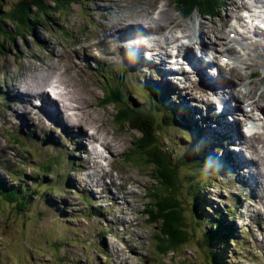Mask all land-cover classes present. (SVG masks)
Wrapping results in <instances>:
<instances>
[{
    "label": "rangeland",
    "instance_id": "rangeland-1",
    "mask_svg": "<svg viewBox=\"0 0 264 264\" xmlns=\"http://www.w3.org/2000/svg\"><path fill=\"white\" fill-rule=\"evenodd\" d=\"M20 1L23 0L0 1L1 12H4L5 9L9 10ZM43 1L50 8L48 11L50 13L49 18L40 15L32 18V26L27 30H32L31 35L27 33L25 36L16 37L15 40L8 39L6 41L0 37V99L2 100L0 103V178L5 181L6 179L12 181L11 184H7L8 186L17 187L15 171H19L25 174L24 179H19L31 187L38 182L34 177L38 176L40 180L45 182V185L39 190L40 194L33 195V202L25 210H20L17 205L0 202V264H208V260L204 258L206 251L204 253L200 246L201 239L195 240L192 245L180 249L179 253L160 255L158 258L154 255L152 252L153 230L146 223L148 217L143 214L144 204L147 203L146 193L150 187L152 188L149 173L151 170L143 166L145 163L140 153L135 155V157L138 156L137 160L130 161V163L125 162L122 156V154L136 148L137 138L140 137V134L126 127H120L116 123L115 116L118 107L115 103L101 106L105 94H109V89L120 86L129 104L138 109L150 111L156 119V126L161 125L162 112L155 109L154 105L155 99L164 95L157 89L160 86L158 82L166 84V87L175 96L180 91L175 99L173 95L166 97L167 105L178 110L181 108L188 109L189 118H185L190 122L195 121V124L204 133L202 140L208 141L207 151L216 156V159H221L219 164L211 168L204 164V172L202 173H206L205 176L199 174L196 178L201 183L198 185V194L200 196L204 194L207 203L210 204L207 208H198L205 214V216L199 215L198 217H201L204 228L207 229L210 224L209 219L217 220L214 214L216 210H213V207L215 209L220 208L225 213L233 210L235 217L225 216L227 221H224V224L236 234L229 238V243L234 241L230 246L227 245L222 250L220 245L214 244L211 250L217 251V255L222 257V262L225 264H264V202L262 203L264 200L261 197H256L259 187L253 185V183L260 184V189L264 188V162H259V169L253 170L249 164L251 160H257L256 156L252 155L253 152L251 154V150L249 151L247 146L245 148L237 142L234 144L226 138L228 136V138L233 139L229 128L232 125L230 122L233 120L240 123L242 118L234 116V119L233 116H229L230 122L228 121L226 125H223L225 128L222 131L220 125L223 120L218 116L221 105L213 111L207 91L205 89L198 90L195 85L200 81L196 73L183 74V70L178 69L176 70L178 71L177 76L168 79L170 83L165 82L162 70L156 66L153 67V60L155 59L150 56L152 53L144 56V60L146 58V62L149 64L147 66L140 62L136 63L134 57L129 56L135 50L134 48H142L140 47L141 44L134 39L127 41L125 38L129 29L126 27L127 25H139L145 29L149 37L155 38L153 41L160 40L165 43L164 37L156 33L157 27H148V25L151 20H154L152 13L155 12L156 14L169 9L168 1L142 0L144 5H136V0H58L60 2L59 8L54 4L55 0ZM234 1L243 3L241 0H228L226 7L221 9L223 11L218 18L206 16L210 19H203L195 14L196 12H193L189 18L181 17L175 9L174 0H169L170 13L179 25L171 35L180 38L177 43L172 45L173 59L184 60V57L183 59L181 57L186 54L187 50L178 55L176 54L177 48L186 43L190 45L191 42L189 39L183 40L181 37L186 34H189V38L193 37V30L191 29L198 28L199 23H206L204 32L209 33L206 41H209L210 38L221 42L215 34H219V30L225 26L224 21L227 14L232 10L228 3L233 4ZM151 6L152 8H150ZM140 9H144V11L138 12ZM234 22V20L229 21V28H232ZM212 25L213 29L211 28ZM5 26L9 30L14 27L9 21L5 22ZM62 27L63 29H61ZM98 27H106L105 33L107 34L112 27L121 28L119 31L121 36L116 51H110L101 46L102 35L98 31ZM231 30L235 31L234 29ZM230 31L227 32L225 44L219 43L220 46H217V50L214 52L222 54V57L219 58L220 63L223 57L236 59V68H238L236 72L239 74L237 77L240 80H235L236 84L232 91H222L221 95L226 100V104L229 105L230 103L233 107L236 102L232 101L231 95H234L236 100L239 99L236 95L237 87L239 95L247 103L252 99L256 100L261 97L260 94L264 92L262 84L254 87L249 85L251 82L259 84L261 79L249 80L248 76L252 72H261L264 76V67L260 64L264 62V59L259 57L262 52V45L256 44L258 47L256 49L250 46L248 41L241 40L239 35L237 40L231 41ZM73 35L74 39L70 40ZM76 39L79 43L76 42ZM108 41H111V38ZM144 44V48H147L148 43ZM206 47L214 50V47L209 44ZM227 48H233L234 53H225ZM164 50L166 51V49ZM195 50L197 47L192 50V53ZM246 52L253 55L256 63L255 68H246L244 64L248 60L245 55ZM102 55H104L103 63L96 62H100ZM140 58L143 59V56L140 55ZM79 61L90 63L84 65ZM92 63L96 66L94 67ZM166 65V63L162 64L161 68H165ZM168 67L173 68L170 65ZM184 68L186 71L192 70V66L186 62ZM229 69L227 66L220 68V71L224 72L222 76L225 82L233 76L229 73ZM104 71L107 72L103 73ZM149 71L155 74V77ZM213 72L215 74L213 79L216 80L217 72ZM50 77L56 78L57 83L54 85L57 86L62 85V80H64L67 85V87L64 85L67 93L70 91L74 96L80 95L78 93L82 94L80 96H83V101L74 105L84 109L89 106L88 110L91 114H83L84 112L81 110L76 111L84 115L80 117V121L83 119L84 124L80 122L79 126L82 125L85 130L89 129L95 132V137L103 136L107 129L109 133L104 139L110 140V143L119 142V150L112 148L111 151L112 153L120 152L118 155L105 151L107 155L105 162L94 166L93 162L82 151L84 158L81 157L78 136L70 135L65 127L53 125L51 129L54 131L48 135L51 136L52 140L45 142L40 140L41 131L35 133L33 130L32 132L28 131L29 129L24 130V127L21 126L20 117L18 115L11 116L12 110H15V105L11 101V95L7 92L9 86L29 79L30 82L34 80L31 86L35 87H31L26 92L32 93L33 90L37 91L42 88V90H49L46 83L51 81ZM41 78H45V80ZM156 78L158 81H155ZM232 79L235 78L232 77ZM151 82L157 87L153 86ZM203 84L209 86L210 81L206 80ZM15 89L19 91L17 87ZM222 90L228 91V83L222 85ZM22 94L27 95L23 92ZM200 94H204L206 99L209 98L206 100L208 105ZM31 96L27 97L30 98ZM262 96L264 97V94ZM223 99L221 100L224 102ZM247 103L241 104L242 109L245 110ZM226 111L230 113L229 109ZM43 112L37 113L40 119L45 117ZM156 113H159L158 116ZM246 115L248 116V114ZM7 116L12 117H8L10 119L7 123H11V125L16 123L14 126L6 125ZM223 116L224 119L227 118V115ZM211 119L213 123H206L205 127L217 132L222 131L226 136L223 135L222 140V134L219 135V140L224 152H226L225 155L222 154V158L213 149L208 132L200 125L203 123L202 120ZM215 119L220 121L218 126L214 124ZM178 123L179 121L176 125H167L164 126L165 129L163 127L164 130L162 129L161 139H164L165 150L168 152L170 150L176 156L191 154L193 153L190 143L191 134L187 131L185 122H183V126ZM91 124L93 126L95 124L96 128L101 129H97L96 132ZM51 129L42 131H50ZM256 130L262 131L263 129L258 126ZM15 133H22L23 135L33 133L38 141L32 146L28 145L24 148L13 142L11 137ZM46 133L48 134V132ZM234 135L238 138V132L235 130ZM86 140L88 141V139ZM80 142L83 143V141ZM230 144L238 147L239 155L229 151L228 145ZM255 145L263 155V143L255 142ZM92 147L93 145H88V149L91 151ZM98 149L103 152L102 147L98 146ZM95 156L98 157L99 155ZM52 158H58V164L52 168L50 175L46 176L45 170L42 168H45ZM91 159L96 161V159ZM80 161L87 165L88 168L85 171L80 169ZM235 163L242 165L237 166ZM103 169L109 175L104 173ZM243 170L247 172V175H243ZM231 174L234 175L231 176ZM98 178L101 179L99 186L95 184ZM102 181L105 189L101 186ZM184 181H186L185 176ZM85 184H89L91 187L85 190L83 188ZM51 185H54L57 190L55 194L47 190ZM43 192H47L50 198H40ZM261 194L263 196L264 191ZM192 202L194 203L193 199ZM189 203H191L190 196L187 198L186 205ZM186 210L188 212V207ZM193 217L196 220L194 214ZM220 221H222L221 218ZM190 227H195L192 217ZM196 229L200 233L198 226Z\"/></svg>",
    "mask_w": 264,
    "mask_h": 264
},
{
    "label": "trees",
    "instance_id": "trees-1",
    "mask_svg": "<svg viewBox=\"0 0 264 264\" xmlns=\"http://www.w3.org/2000/svg\"><path fill=\"white\" fill-rule=\"evenodd\" d=\"M59 3L58 0L54 1L57 8H59ZM174 5L176 10H181L185 16L198 12L205 17L217 18L220 11H222L221 9L225 7V2L224 0H174ZM1 9L2 5L0 4V37H3L5 41L8 39L15 40L16 37L25 36L27 33L31 35L32 30H27L32 26V18H35L36 15L49 18L50 14L48 12L50 8L43 0H23L9 10L5 9L4 12H1ZM6 21L14 26L11 27V30L5 26ZM73 39L74 37L70 40ZM151 84L153 83L151 82ZM153 86L157 87L156 84H153ZM157 89L164 93L159 99H155V96H153L156 100V103H154L155 109L162 112V124L157 126L156 119L150 111L138 109L127 102L120 86L109 89V94H105L101 102L102 106L115 103L118 107L115 116L116 123L120 127H126L140 134V137L137 138L136 148L123 157L125 162L130 163V161L137 160L138 156L135 157V155L140 153L145 163L143 166L151 170L149 173L152 188L150 187L146 193L147 203L144 204L143 214L148 217L146 223L153 230L152 252L157 258L160 255L166 256L174 252L179 253L180 249L192 245L195 240L201 239L200 246L204 253L206 251L204 258L208 260V264H225L222 262V257L217 255L218 252L212 251L211 247L218 244L223 250L227 245L230 246L234 242L229 243L228 240L236 233L224 224V221H227L225 216L235 217L234 211L225 213L220 208L215 209L213 207V210H216L214 214L217 220L214 218L209 219L210 224L207 229L204 228L201 217H198L199 215L205 216L198 208H207L210 204L207 203L204 194L201 196L198 194V185L201 183L196 178L199 174L205 176L206 173H202L204 172V164L211 167L213 164H218L219 161L215 162L214 160L217 157L207 151V144L202 140L203 132L199 130L200 128L195 124V121L190 122L185 118L184 108L178 110L167 105L168 100L165 97L171 93L170 89L166 86H158ZM158 114L156 113L157 116ZM178 121L181 126L185 122L187 131L191 134L190 143L193 150L191 154L176 156L169 149V152L165 150L164 139H161L162 129L167 125H176ZM12 138L14 143L24 148L28 147L26 138L24 139L21 135L14 134ZM216 149L219 150V146ZM217 160L221 161V159ZM56 162V159H52L49 165L42 168V170H45L46 176L50 175L51 167ZM15 175L17 187L8 186L7 184H11L12 181L7 179L5 181L0 178V202L17 205L20 210H25L33 202V195L40 194L39 190L45 185V182L40 180L38 176L34 177L38 182L31 187L25 181L20 180L24 179V173L15 171ZM184 176L186 181H184ZM47 190L53 194L57 192L54 185L49 186ZM189 196L191 197V203L186 205ZM40 198L50 197L47 192H43ZM193 214L196 216V220ZM191 217L195 227H190ZM220 218L222 221H220ZM196 226L199 227L200 233L197 232Z\"/></svg>",
    "mask_w": 264,
    "mask_h": 264
},
{
    "label": "bare ground",
    "instance_id": "bare-ground-1",
    "mask_svg": "<svg viewBox=\"0 0 264 264\" xmlns=\"http://www.w3.org/2000/svg\"><path fill=\"white\" fill-rule=\"evenodd\" d=\"M152 1L153 2H157L156 0H152ZM252 1L253 2H257L258 0H252ZM241 2H243V3H239L237 1H234L233 4H231V2L228 3L229 6L232 8V10H231V12H229L227 14V18L224 21V25L225 26L222 27L221 30H219L220 32H224V33L221 34L219 32V34L218 33L215 34V36L218 37L217 39L220 40L221 42L214 41V40H212L210 38H209V41H206V38L209 37L208 36L209 33L208 32L207 33L204 32V29L206 28V23L205 22L199 23V26H197L198 28H192L191 29V30H193L192 31V33H193L192 36L193 37L189 38L188 37L189 34H187V36L184 35L183 37H181L182 39H189V41L191 42L190 45H188L189 43L188 44H182L181 46H179L177 48V54L178 55L183 54V51L184 50H187L186 54L181 57L182 59L184 57V60L183 61L175 60L172 63V61L170 60L172 58V56H173V54L171 53L172 45L175 44V43H177L179 41V38H176V37H174L171 34L174 31V29L177 28L179 25L176 23L175 17L170 13V10H169L170 9V2L169 1H168V3H169V9L167 11L159 12V13H156V14H155V12L152 13V16H154V20H151L150 21L151 23H149V25H148V27H157L156 28V33L159 34V35H162L164 37L165 43H163L160 40L153 41L155 38L149 37L147 35L145 29L143 27H140L139 25L130 24V25H127L126 26V27H129V29L127 31V36L125 34V38L127 39V41L128 40L130 41L131 39H134V41H137V42H139L141 44L140 47L144 50L143 51L142 49H139V47L138 48H134L135 50L132 51L131 54H133V55L136 56L137 54L145 53V52L152 53L151 54V57L153 59H155L154 66H156L159 69H162L161 68V65L164 64V63H166L167 65L168 64L169 65L174 64V65L178 66L179 69H182L185 72H186V70L184 68L185 62L188 65L192 66V70L187 71V73H189V74L190 73H196L199 76L200 81L197 82L195 85L198 87V90L205 89L207 91V94L209 95L210 101L212 102L211 103V107L213 108V110L217 109V107L220 104L223 105V108H222V111H221V115H220V119L223 120V122L220 125L222 127L221 128L222 131L225 128V126L223 127V125H226L227 122H228V116L229 115H231V116L234 115V113L237 110H239V109L243 110V112L245 113V115L248 114V116L246 115L248 118L253 117L254 116L253 113L255 111L261 112L263 114V116H264V97L262 96L264 94V92H262V94H260L261 97H258V99H256V100L252 99L250 101V103L248 105V110H252L250 113L246 109L245 110L242 109V105L241 104H244V102H245V99L244 98H242L241 96H239L238 94H236L237 97L239 98L238 100H236L235 96L234 95H231V98L233 99L232 101H235L236 102V104H234V107H236V108H233L230 105V103H229V105H228V103L226 104V100H224L221 97V95H222V91L223 92H225V91L226 92L232 91L233 86L236 84V81L235 80L236 79L240 80V78L237 77L239 75L236 72L237 70H235V75L232 76L235 79L233 80L232 77H231L226 82H225V80L223 79V76H222L223 72H221L219 74V76L216 78V80H214L213 79V76L214 75H211L210 74V71L208 70V68H209L208 66L210 64H214V63L218 62L219 56H215L213 58L211 56V51L212 50L210 48L206 47V45L209 44L211 46H216V45L217 46L218 45L220 46L219 43H222V45L225 44L224 43L225 42L224 40L227 39V32H228V28H229V21H230V19H233V17H234L235 20H243V17L240 15V12L243 9L247 8V6L249 5L248 4V1L246 2V0H241ZM135 3H136V5H139V4L140 5H144V3H143L142 0H136ZM154 5H155V3H154ZM150 8H152V6ZM155 8H156V6H155ZM140 11H144V9H140L138 12H140ZM168 12H169V14H167ZM126 14H128V13H126ZM137 15H140V14H137ZM232 15H233V17L231 18ZM147 19H148V17H147ZM103 21H105V20H103ZM243 22L246 24L245 21H243ZM211 28L213 29V25L211 26ZM110 29H111V31L107 34V33H105L106 30H107L106 27H98V31L102 35L100 44H101V46L103 48H105L107 50L116 51L118 49V42H119L120 36H121V34L119 32L121 30V28L120 27H112ZM231 33L238 34L236 30L229 32V34H231ZM247 33L250 34V35H247L243 39L249 40L251 42V44L256 49H258V47H256V44L257 45L258 44L262 45V48L261 49L264 51V31L258 30L257 28H254L253 30H248ZM109 38H111V41H108ZM253 39H255V40H253ZM122 43H123V41H122ZM144 43H148L147 44L148 45L147 48H144V45H145ZM195 47H197V50H195L192 53V50H194ZM164 49H166V51ZM230 50L233 51V48H230ZM78 54L80 55V52ZM131 54H129V56ZM259 56L260 57H263L264 55L263 54H260ZM111 60H113V59H111ZM72 62H74V61H72ZM79 62L81 64H84L83 61H79ZM248 65L249 66H255L252 60L250 61V63ZM57 66H56V68H57ZM54 68H55V66H54ZM76 68H77V66H76ZM54 70H56V69H54ZM176 70H178V68H174V67L171 68V71H176ZM56 72L58 73L57 70H56ZM59 75H60V73H59ZM50 78H51V81L49 83H46L48 85V87H49V90H42L43 89L42 88V89H39L37 91H34L32 89L33 90L32 93H29L30 91L29 92H26L27 90H30L31 87H35V86H31V84L33 83L34 80L32 82H30L29 79L28 80H23L19 84H15L13 86L12 85L9 86L7 92H8V94L11 95V96L10 95L9 96L11 97V101H12L13 105H15V110H12L11 116L14 117V116L18 115L20 117V119H21V126H23L24 128H30L28 131H31V132H32V128H34V131L35 132H39V131H42V130H45V129H51L53 125H59V126L65 127L66 130H67V132L70 135L71 134H75V135L78 136L79 144H80V146H79L80 152L81 151L84 152V154L86 155V157H88V159H90L93 162L94 166L99 165V162H100L99 160L101 158H103V155H101L95 149H92V151L89 150L88 149L89 143L90 144H93V145L94 144L95 145L101 144V146L103 147V149L105 151H108L109 153H112L111 151L113 149L114 150H117V151L119 150V148H118L119 147V142L117 141V143H116V141H115L114 143H110V140L104 139L105 136H107L108 133H109V132H107L108 130L106 128H105L106 129V132L103 134V136H100V137L97 136V137H95V132H93L92 130H89V129L88 130H85V128L82 125L79 126L80 122H83V124H84L83 119H82V121H80V117H83L84 116L83 114H88V115L91 114V112L88 110L89 109L88 108L89 106L84 109L83 107H76V105H74L75 103H78V102H82L83 101V99H82L83 96L82 97L80 96L82 94L77 92L80 95L74 96V94L70 93V91H68V93H67V90H66L67 85L65 84V81L64 80H62V85L57 86V85H54V84L57 83L56 82V78H54V77H50ZM41 79L42 80H45V78H41ZM206 80L210 81V85L209 86H205L203 84ZM224 83H228V91L227 90H222V85ZM237 84H239V83H237ZM249 85H251L252 87H254L255 85L259 86L258 83H253V82L249 83ZM16 87L21 92L17 91L15 89ZM22 92L23 93H26L27 95L26 96L23 95ZM236 92H238V89L236 90ZM67 95L70 96V97H68ZM27 96H31V97L29 98ZM200 96H202L203 100L207 104L206 100H208L209 98L206 99L205 98L206 96L204 97V94H200ZM33 97H37L41 101L42 107L40 109H37L34 106V104L31 102V98H33ZM221 99H223L224 102ZM258 104H261V105H258ZM39 105H41V104H39ZM225 109L226 110L229 109L230 110V113H228ZM78 110H81L84 113L83 114H79V113L76 112ZM42 111H44L43 113L45 114V117H43V118L40 119L38 117V114L37 113L38 112H42ZM223 115H227V118L224 119L223 118L224 117ZM11 116H7L6 119H5L6 125H8V126H14L16 124V123H14L13 125H11V123H7V122H9L8 119L12 118ZM8 117H10V118H8ZM92 118H94V117L92 116ZM259 121H261V120H259ZM5 122H4V124H5ZM230 123L232 125L229 124L230 125L229 128H230V133H231L233 139H231L230 137H229V139H231V142L234 143V144L237 142V144H239L240 146H244V147L247 146L248 150L249 151L251 150V154L253 152L252 155H255L256 158H257V160H251L249 162V164H250V167L253 170L254 169H257L258 166H259V162L264 161V154L262 155L260 153V150H259L258 147L257 148H256V146L254 147V145H255L254 142L260 141L261 143H263L262 138H263L264 132L263 133H260V132H257V130L256 131L244 130V132L242 133V130H240V127L241 126H240L239 123H237L236 121L233 122V120ZM91 126H93V125L91 124ZM263 128H264V123H263ZM93 129L97 132V129L100 130L101 128H96V126L94 124ZM234 130L238 132V138H236V136L234 135ZM247 132H249V133H255V134L252 137H247V136L244 135V133H247ZM258 135H262V136H258ZM227 138H228V136H227ZM85 139H88V141L86 140L87 142H89L88 144L85 141ZM75 141L78 143L77 140H75ZM80 141H83V143L85 145L82 142H80ZM263 147H264V144H263ZM82 152H81V157L84 158V156L82 155ZM119 153H114V154L118 155ZM95 155H99V156L96 157ZM91 158H93L94 160L96 159V161H93ZM97 158H100V159H97ZM80 163H81V168L82 169L85 167L83 170H85V169L88 168L85 163H83L81 161H80ZM103 172L109 175V173L105 172L104 170H103ZM261 176H262V174H261ZM100 178H98V181H95V184L98 185V186H99V183L101 181ZM253 185H255V186L257 185V188L259 187L258 188V196L256 195V197L257 198L258 197H261V199L264 200V195L262 196V194H261V192L264 191V188L263 189L262 188L260 189V187H261L260 184L258 185L256 183H253ZM101 186H102V188L105 189V186L103 184V181L101 183ZM263 186H264V184H263ZM90 187H91V185H89V184H85L83 186V188L85 190L88 189V188H90ZM82 195H84L83 192H82ZM263 202L264 201H262V203Z\"/></svg>",
    "mask_w": 264,
    "mask_h": 264
}]
</instances>
